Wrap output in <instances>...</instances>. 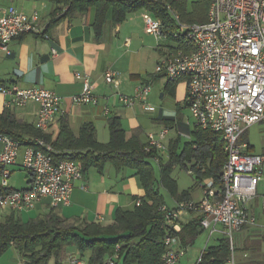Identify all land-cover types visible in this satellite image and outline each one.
I'll use <instances>...</instances> for the list:
<instances>
[{"label": "built area", "instance_id": "2783aa9c", "mask_svg": "<svg viewBox=\"0 0 264 264\" xmlns=\"http://www.w3.org/2000/svg\"><path fill=\"white\" fill-rule=\"evenodd\" d=\"M168 9L191 48L178 49L162 58L156 74L169 82L187 81L186 103L195 126L220 133L227 155L219 184L213 179L199 182L201 200L186 199L175 208L162 205L158 209L164 216L162 227L166 230L162 264H178L188 253L179 237L181 221L187 214H200L202 228L211 234L221 225L231 246L235 232L257 224L249 206L264 180V156L245 152L240 140L248 127L264 119V0H212L208 22L204 24H185L171 6ZM142 17L147 34L157 39L165 37L161 20L150 12H143ZM39 21L37 14L28 16L13 6L0 7V52L11 55V43L16 38L28 33L41 34ZM58 56L53 49V57ZM76 77L83 80V90L71 98L73 105L97 104L89 77L79 73ZM104 77L107 84L119 87V72L108 70ZM151 91L152 84H144L135 89L134 95L118 93L119 101L126 108L140 103L145 110H153L147 102ZM0 94L6 98V109L30 101L37 103L36 128L41 132H46L62 111L63 99L50 90L0 84ZM167 133L168 129L163 130L158 138L150 134L146 152L152 148L162 152L165 146L161 140ZM53 151L52 144L42 138H35L26 146L9 135H0L1 209L28 212L43 200H49L54 208L71 204L76 183L84 177L82 169L73 161L55 162L50 155ZM155 160L158 162L159 158L155 156ZM15 166L31 176L28 188L10 187L11 169ZM135 205L140 206L141 200ZM119 251L118 246L107 264H117Z\"/></svg>", "mask_w": 264, "mask_h": 264}, {"label": "crops", "instance_id": "0c3cea01", "mask_svg": "<svg viewBox=\"0 0 264 264\" xmlns=\"http://www.w3.org/2000/svg\"><path fill=\"white\" fill-rule=\"evenodd\" d=\"M10 6L28 16L37 14L42 32L41 34L28 33L16 38L11 43V55L0 52V84H17L23 89L42 88L55 92L63 99L62 111L56 115L45 132L52 142H58V140L60 142L64 126L70 129L77 141L82 126L91 123L95 127L96 140L106 145L111 140L110 122L114 118H119L125 131L126 141H131L137 136L140 144L146 145L148 136L152 133L144 135L140 128L138 111L144 108L140 103L129 108L123 107L118 93L131 96L135 94L138 86L148 83L154 86L164 82L166 83L165 92L174 96L175 106L162 107L155 119L156 122L163 123V130L168 129L163 140H167L170 136L166 143L162 142L165 146L160 154L162 162H168L172 147H176L179 154L186 144L195 140L194 133L197 129L186 103L187 81L179 80L172 90L170 88L167 90V80L157 75L155 71L158 62L171 54L174 43L170 42L166 36L160 39L153 36L156 45L152 46L134 43L137 39L133 29H145L143 17L142 22H138L140 18L128 15L121 24H117L110 9L103 23L98 25L97 12L95 8H90L85 13L76 12L70 18L53 22L55 17L59 18V15H54L57 5L53 1L0 0V7ZM144 32L146 33L145 30ZM163 39L168 41L167 45L162 44ZM149 48L152 54L146 57L144 50ZM53 49L59 54L58 57H53ZM108 70L120 73L118 88L106 83L104 76ZM78 73L89 77L98 98L97 104L73 105L71 98L83 90V80L76 77ZM5 101L6 98L0 94V115L6 110ZM38 109V104L30 101L24 106L9 110L14 114L17 124L35 129ZM155 110L156 108L146 111ZM262 123L264 119L245 130L240 140L245 152L264 156V146L260 152H257L256 146L249 138L250 130ZM154 136L159 137V135ZM60 144L63 152H69L66 144ZM148 160L154 168L155 188L162 197L164 205L175 208L182 199L188 198L194 201L202 199V191L195 177L197 174L192 171L194 160L186 164L178 163L173 167L170 179L174 182L175 191L162 183L159 161L152 158ZM178 166L192 176L194 180L192 188L187 190L180 188L177 178L173 175ZM13 168V171H21L18 166ZM30 179L31 176L28 174L26 188L29 187ZM83 186L86 188L83 189ZM163 192L169 196V200ZM145 195L146 191L141 179L134 169L126 167L118 169L111 163H107L102 172L96 167L90 168L82 181L76 183L71 204L58 207L54 212L67 224L96 223L109 226L114 224L118 209H132L136 199L143 198ZM51 209L49 200H43L34 210L17 214L20 217L25 213L38 212L39 218H43L51 212ZM249 212L256 218L257 224L248 226L244 231L236 234V245L233 239L231 247L234 252L226 264H264V180L258 186V195L249 206ZM198 218L201 219L200 214H187L183 217L181 225H188ZM203 231H209L211 234L210 230ZM215 233L223 235V238L226 237L221 225H218L211 235ZM88 257L89 254L82 258L76 247L72 246L66 249L59 263L52 259L50 264L64 262L75 264L74 261L85 264ZM28 262L29 259L20 253L16 245H12L0 258V264H28ZM178 264H181V261Z\"/></svg>", "mask_w": 264, "mask_h": 264}, {"label": "trees", "instance_id": "16d2710c", "mask_svg": "<svg viewBox=\"0 0 264 264\" xmlns=\"http://www.w3.org/2000/svg\"><path fill=\"white\" fill-rule=\"evenodd\" d=\"M57 5L54 15L56 22L70 18L74 13H85L90 8L97 12L98 25H101L106 14L112 9L114 21L121 24L128 15L135 12H150L163 23V33L170 42H175L171 54L178 49L190 50L185 34L180 32L179 24L168 9L171 6L185 24H204L208 22L212 0H199L194 8L195 14L187 13V0H50ZM177 8V9H175ZM177 34V36H175ZM169 54V55H171ZM167 81V90L178 83ZM195 140L186 144L181 153L177 148L170 150L168 162H162L161 152L152 148L146 152L140 140L135 136L126 141L125 131L119 118L110 122L111 140L101 144L96 140L95 127L91 123L81 128L79 139H74L70 129L64 126L60 142H52L45 132L36 127L28 128L17 124L14 114L6 109L0 115V135H9L23 145H30L35 138H42L52 144L54 151L50 153L54 161L68 160L76 162L83 175L90 168H98L100 172L107 163L118 169H134L141 179L146 195L140 206L132 209H118L115 222L109 226L96 223L67 224L51 207V212L39 219L23 221L16 212L10 211L0 222V258L12 245H16L21 254L29 259L28 264H50L54 259L59 263L68 247L75 246L82 258L89 254L85 264H106L120 247V258L117 264H162L166 252L164 238L166 230L162 227L163 214L158 210L164 205L162 197L155 188L154 168L149 158H159L161 181L175 191L174 182L170 179L176 164L195 161L193 172L198 184L204 179H213L216 184L221 181L222 169L227 160L225 141L220 133L210 129L197 128ZM28 135V136H26ZM66 144L69 152H63L61 144ZM141 145V146H140ZM188 198H185L186 200ZM138 200V198L136 199ZM183 201V199L181 200ZM204 229L200 218L182 226L179 234L181 244L189 247L200 236ZM226 236V235H225ZM231 241L228 236L221 238L216 246L207 247L199 264H226L233 255Z\"/></svg>", "mask_w": 264, "mask_h": 264}, {"label": "rangeland", "instance_id": "374dc122", "mask_svg": "<svg viewBox=\"0 0 264 264\" xmlns=\"http://www.w3.org/2000/svg\"><path fill=\"white\" fill-rule=\"evenodd\" d=\"M198 3L199 0H187V13L195 14L194 8L198 6ZM142 13L143 12H135L130 14V16H133L134 18L137 19L140 18L138 19V22H142ZM144 30L133 29L137 39L136 41H134V43H138V44L140 43L145 46L156 45L153 35H149L145 33ZM172 43L171 45H173ZM162 44L167 45L168 41H166V39H163ZM136 48H138L137 45ZM151 54H152L151 48H149L148 50H144V55L146 57H150ZM165 85H166L165 82L163 84H156L154 86L152 85L151 96L150 98H147L148 104L151 107L156 108L155 111L153 112L146 111L144 109L138 111L140 128L143 131L144 135H149L150 133L157 136L160 135L161 131L164 129L163 128L164 125L162 122L155 121V119L158 117V113L160 109L162 107L175 106L174 96L170 93L165 92ZM169 137L170 136L167 137V140H161V141L163 143H166ZM249 138L252 141V143L256 146V151L260 152L261 148L264 146V123L254 126L250 130ZM155 168L157 169V166H155ZM13 169H11V171H13ZM18 169H20L21 171H13L12 173V178L10 179L9 182L10 187L14 189L26 188L28 173L22 168H18ZM173 175L177 178L181 189L187 190L194 186V180L192 176L189 175L181 166L175 168ZM1 183H2V176L0 173V184ZM164 195L167 198V200H169V196L166 193H164ZM9 213H10L9 210L0 208V222L4 221L5 216L8 215ZM39 217H40V213L38 212L25 213L20 215V218L24 221H29L31 219H38ZM244 229L242 231H244ZM236 234H238V232L237 233L235 232L233 235L235 245H236ZM221 238H223V235H220L219 233H215L212 236L209 231H202L200 236L197 238L196 242L189 247L186 257L181 260V264H198V261L204 249L206 247L209 248L212 246H216ZM252 243L254 245L253 241ZM63 264H67V263L64 262Z\"/></svg>", "mask_w": 264, "mask_h": 264}]
</instances>
